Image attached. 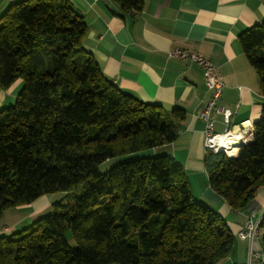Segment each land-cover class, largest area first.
I'll use <instances>...</instances> for the list:
<instances>
[{
    "label": "trees",
    "instance_id": "1",
    "mask_svg": "<svg viewBox=\"0 0 264 264\" xmlns=\"http://www.w3.org/2000/svg\"><path fill=\"white\" fill-rule=\"evenodd\" d=\"M110 1L122 13L140 12L144 3ZM85 34L67 0H21L0 15V90L22 82L14 103L0 109V217L63 194L25 234L0 238V264L227 258L234 237L225 220L192 196L178 162L147 155L177 138L184 111L119 91L82 48ZM238 43L264 96V21ZM121 156L128 160L100 173V164ZM202 162L210 189L232 210L250 206L264 187V105L251 143L233 157L205 150ZM258 230L264 252V214Z\"/></svg>",
    "mask_w": 264,
    "mask_h": 264
},
{
    "label": "crops",
    "instance_id": "2",
    "mask_svg": "<svg viewBox=\"0 0 264 264\" xmlns=\"http://www.w3.org/2000/svg\"><path fill=\"white\" fill-rule=\"evenodd\" d=\"M18 1L0 0V15ZM67 1L86 25L82 48L108 81L141 103L184 111L177 138L147 155L167 156L178 162L192 196L225 220L234 237L233 246L229 256L216 264H264L260 233L251 243L237 237L252 211L255 217L264 214V187L242 210H232L210 189L202 162L204 123L198 115L211 93L199 65L170 55L173 49H181L201 55L216 67L224 82L216 105L229 110L231 116L226 126L222 114L214 110L213 130L238 134L236 155L239 146L252 142V125L264 105L257 75L238 36L264 21V0H144L140 12L125 13L110 0ZM18 87L19 80L0 90V109L14 103ZM243 122L250 126L242 129ZM48 197L5 210L0 217V238L23 233L49 212L53 199Z\"/></svg>",
    "mask_w": 264,
    "mask_h": 264
},
{
    "label": "built area",
    "instance_id": "3",
    "mask_svg": "<svg viewBox=\"0 0 264 264\" xmlns=\"http://www.w3.org/2000/svg\"><path fill=\"white\" fill-rule=\"evenodd\" d=\"M170 55L182 60L194 62L199 65L203 72L204 83L211 93L208 103L198 115V118L204 123V149L215 154L222 152L227 157L235 156L238 146L237 140L239 139L238 134L236 132L227 130H225L223 133H216L213 130L211 115L214 110L222 114L223 122L226 126L229 124V118L231 116V112L229 110L221 109L216 105V101L220 97L224 88V82L218 75L216 67L201 55L196 53H187L181 49H173L170 52ZM247 126H250L249 123H242V129H246ZM262 217L263 215L255 217L254 212L252 211L251 215L244 223L242 229L237 233L238 238L241 240H246L249 243L255 240L258 237V224ZM262 254L263 252L261 255Z\"/></svg>",
    "mask_w": 264,
    "mask_h": 264
},
{
    "label": "rangeland",
    "instance_id": "4",
    "mask_svg": "<svg viewBox=\"0 0 264 264\" xmlns=\"http://www.w3.org/2000/svg\"><path fill=\"white\" fill-rule=\"evenodd\" d=\"M21 87H22V82L19 81L18 92L21 89ZM127 160H128L127 156H121V157H115V158L109 159L108 161L100 164L98 167V170L100 171V173H105L106 171H108L111 167L115 166L116 164L126 162ZM62 196H63L62 193H57V194L50 195V197H48V196H46V197H48L51 200L53 199L52 201L54 202L56 200H59ZM51 208L49 211H51ZM25 233L26 232H24L22 234H25ZM65 239L71 246H74V244L72 243V240H71L70 233H66Z\"/></svg>",
    "mask_w": 264,
    "mask_h": 264
}]
</instances>
